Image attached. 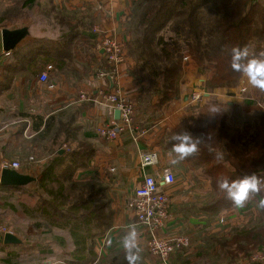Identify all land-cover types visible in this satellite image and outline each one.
Listing matches in <instances>:
<instances>
[{"label": "trees", "instance_id": "1", "mask_svg": "<svg viewBox=\"0 0 264 264\" xmlns=\"http://www.w3.org/2000/svg\"><path fill=\"white\" fill-rule=\"evenodd\" d=\"M43 1L19 0L16 7L5 11V16L14 11L23 24H30L32 13H36L48 24L57 22L59 46L54 49L58 54L51 61L61 73L75 77L71 80L100 69L106 60L97 61L101 56L86 18L78 12L70 13L55 0H46L47 5ZM126 34L123 48L127 72L141 84L137 110L147 105L158 112L176 97L184 57L197 65L199 74H206L201 86L210 96L191 116L165 131L159 143L183 170L200 171L208 180L209 191L198 209L206 227L236 207L219 183L226 180L230 184L256 175L260 188L249 195L254 200L247 220L227 231L198 235V244L183 250L185 253L169 256L165 263L158 257L153 260L155 256L149 258L143 247L120 249L103 262L96 260L90 240L109 230L113 213L108 203L96 200L100 194L96 181L75 179L78 170L88 168L90 145L59 141L58 135L63 132L60 127L54 130L50 156L36 177V190L28 192L26 186L7 188L17 197L35 200L33 211L44 215L47 222H34V229H68L76 251L69 264H264V259H253V255L264 258V112L256 109L248 113L214 97L237 90L242 78L231 67L233 49L246 48V59L264 57V0H131ZM251 93L264 103V89L252 86ZM50 127L47 120L44 134ZM185 133L192 136L195 150L181 159L172 149L178 143L175 137ZM67 243L65 239H52L51 244L36 246L39 250L45 245L44 256L53 258L52 246L65 249Z\"/></svg>", "mask_w": 264, "mask_h": 264}, {"label": "crops", "instance_id": "2", "mask_svg": "<svg viewBox=\"0 0 264 264\" xmlns=\"http://www.w3.org/2000/svg\"><path fill=\"white\" fill-rule=\"evenodd\" d=\"M18 1L0 0V31L24 26L29 31L14 51L8 54L0 52V165L3 161L19 162L21 167L17 172L35 178V182L26 185L28 192H34L36 177L50 156L49 144L57 127L63 129L58 135L59 141L88 143L91 148L90 163L86 170L76 172L75 179L96 181L100 192L96 200L108 203V209L113 213L109 230L99 234L95 241L94 237L90 240L96 260L101 259L102 262L120 249L128 248L125 246L126 238L131 237V247H141L146 232L137 224L127 202L144 176L160 170L161 165L174 171L176 181L167 190V219L157 235H185L198 239V235L207 233L209 227L205 226L198 209L209 191L208 180L200 171L183 170L159 143L165 131L175 128L203 103L194 105L189 101L192 90L199 88L204 81L197 66L192 63L184 66L176 97L158 112H152L147 105L137 110L141 84L128 74V59L113 67L105 61L101 48L103 37L115 39L122 45L126 42L131 0H55L70 13L78 12L86 18L101 56L97 61H105L100 69L88 71L77 81L71 80L75 77H67V74L58 71L51 61L58 54L54 49L59 46L56 24L46 23L43 16H38V20L30 24H23L21 18L14 16V11L5 16V11L16 7ZM95 27L98 33L93 32ZM48 66H51L50 70L46 69ZM43 72L47 74L45 82L39 80ZM114 92H119L133 103V127L115 140H106L98 136L97 130L114 120L115 110L103 101L100 93ZM82 93L86 96L84 99L80 97ZM209 96L204 95V98ZM214 97L222 104L237 105L248 113L256 110L238 96L236 89ZM47 120L52 127L48 134H44ZM150 151L156 152L157 165L142 167L140 157ZM15 199L19 205L22 204V217L13 216ZM253 200L248 198L243 205H236L235 209L219 215L211 223L212 231H227L228 227L245 222L248 210H253L250 203ZM35 206V200L24 195L17 197L14 191L0 185V224L20 240L19 244L10 245L0 242V264H31L30 259L36 261L33 264H69L73 261L76 251H73L68 229L32 227L34 222H47L44 215L33 211ZM218 219L223 220V224L220 225ZM106 233L111 244L100 253L99 242ZM52 239H65L68 243L65 249L52 246L53 258H47L43 250L45 245L37 249L47 244L44 240L51 244Z\"/></svg>", "mask_w": 264, "mask_h": 264}, {"label": "built area", "instance_id": "3", "mask_svg": "<svg viewBox=\"0 0 264 264\" xmlns=\"http://www.w3.org/2000/svg\"><path fill=\"white\" fill-rule=\"evenodd\" d=\"M1 32V31H0ZM94 33H98L97 27L93 29ZM101 48L106 61L111 66H117L125 61L123 45L115 39L103 37L101 40ZM188 58L184 57L183 61ZM51 69V66L46 68ZM41 82L47 80L46 72H43L39 77ZM245 92L244 89L241 90ZM204 93L200 88L196 87L189 95V101L194 105H199L204 101ZM81 98L86 96L82 93ZM103 101L109 103L114 110L119 111V120H112L97 130L98 136L106 140H115L118 136L127 130L132 129L134 120L133 103L120 94L119 92L103 94L100 93ZM246 102H251L256 109L264 112V103L252 97L243 98ZM32 158H30V161ZM156 152L150 151L140 157V165L142 167L157 165ZM21 165L17 161H3L0 165V170L8 168L18 171ZM159 178L162 183H159ZM175 173L171 168L165 167L156 170L155 173L144 176L142 183L134 190L133 196L127 202L128 209L132 212L136 222L146 232L144 241L141 242V247L145 249L151 256L160 258L163 262L176 253L186 250L190 247V238L185 235L160 237L157 232L164 225L168 214L169 196L167 190L174 185ZM223 220H219L220 224ZM8 233L7 229L0 224V235ZM109 233V232H108ZM108 233L104 234L99 242L100 253L103 248L111 244V239ZM253 259H263L260 255H253Z\"/></svg>", "mask_w": 264, "mask_h": 264}, {"label": "clouds", "instance_id": "4", "mask_svg": "<svg viewBox=\"0 0 264 264\" xmlns=\"http://www.w3.org/2000/svg\"><path fill=\"white\" fill-rule=\"evenodd\" d=\"M248 52L246 48L233 49L231 67L246 78L252 86L264 89V57H255L246 59ZM246 59V62H244ZM178 141L173 145L172 151L178 154V158H183L188 153L195 150V142L188 133L175 137ZM219 187L227 192L228 197L237 206L249 198L250 193L259 191L260 180L256 175H247L240 179L232 181L230 184L224 180L219 183ZM125 246H133L131 237L125 239Z\"/></svg>", "mask_w": 264, "mask_h": 264}, {"label": "water", "instance_id": "5", "mask_svg": "<svg viewBox=\"0 0 264 264\" xmlns=\"http://www.w3.org/2000/svg\"><path fill=\"white\" fill-rule=\"evenodd\" d=\"M29 35L28 27H20L17 29H2L0 32V52L8 54L14 51L18 44ZM208 96V94H205ZM114 120H119V111H114ZM165 168L164 165L160 169ZM35 182V178L29 175L21 174L15 170L4 168L0 170V185L6 187H22ZM159 183L162 179L159 178ZM0 242L5 245L19 244L20 240L10 232L0 235Z\"/></svg>", "mask_w": 264, "mask_h": 264}, {"label": "rangeland", "instance_id": "6", "mask_svg": "<svg viewBox=\"0 0 264 264\" xmlns=\"http://www.w3.org/2000/svg\"><path fill=\"white\" fill-rule=\"evenodd\" d=\"M43 3L45 4V5H47L46 4V0H44L43 1ZM56 3V2H55ZM58 6V5H57ZM67 12V11H66ZM33 15H31V22L32 21H34V20H38L37 19V17H36V13H32ZM35 14V15H34ZM39 16H41V15H39ZM46 19V18H45ZM48 22V21H47ZM46 22V23H47ZM49 22H56V21H52L51 19L49 20ZM55 24H57V22L55 23ZM123 50H124V48H123ZM262 55V54H261ZM125 56V55H124ZM188 58V57H187ZM125 59H126V57H125ZM74 63V62H73ZM189 63H192V64H194V65H196L191 59H187L186 61H183V68H184V66L187 64H189ZM197 66V65H196ZM205 75L206 74H202V73H200V76H203V77H205ZM241 80H243V82H242V84L240 85L239 83H240V81ZM241 80L238 82V85L237 86H239V87H237V93H238V96H240L241 98H248V97H252L253 96V98L254 99H256V97L254 96V94H252L251 93V90H249V89H251L252 88V85L250 84V83H248L247 82V80L242 76V78H241ZM202 85V84H201ZM200 88V90L201 91H203V89H202V86H200L199 87ZM242 89H244L245 90V92H242L241 90ZM241 94V95H240ZM240 97H238L239 99H240ZM255 107V106H254ZM14 208H15V211H14V214H13V216L14 215H16L17 217H22L23 216V212H22V204L21 205H19L18 204V202L16 201V199H15V201H14ZM217 221H219V219L217 220ZM216 221V222H217ZM221 225V224H220ZM212 225H210V226H207V228L209 229L208 230V232L206 233V234H210V233H213V231H212V229L213 228H210ZM207 231V230H206ZM191 239V242H190V247H192V246H194V245H196V244H198L199 243V239H195V238H190ZM47 242V244H49V242H48V240L46 241V240H44V243H46ZM143 251H145V249H142ZM146 252V251H145ZM186 251H183V252H181V253H185ZM150 257L149 258H152V257H154V256H151L148 252H146ZM47 258H52V257H47ZM153 260H156L157 258L156 257H154V258H152ZM264 259V258H263ZM30 262H31V264H33V263H36V261L35 260H32V259H30ZM105 263V262H104ZM97 264V263H96Z\"/></svg>", "mask_w": 264, "mask_h": 264}]
</instances>
